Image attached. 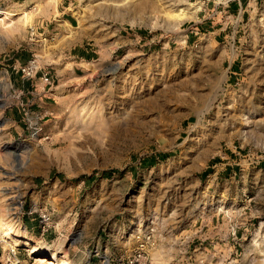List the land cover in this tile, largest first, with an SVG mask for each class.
<instances>
[{"label": "rangeland", "instance_id": "rangeland-1", "mask_svg": "<svg viewBox=\"0 0 264 264\" xmlns=\"http://www.w3.org/2000/svg\"><path fill=\"white\" fill-rule=\"evenodd\" d=\"M1 10L0 264H264V0Z\"/></svg>", "mask_w": 264, "mask_h": 264}, {"label": "built area", "instance_id": "built-area-1", "mask_svg": "<svg viewBox=\"0 0 264 264\" xmlns=\"http://www.w3.org/2000/svg\"><path fill=\"white\" fill-rule=\"evenodd\" d=\"M37 68V64L35 60H31L29 61L26 65H24L23 67L20 68V72L22 74L23 77L28 78V79H33L35 77L36 74V69ZM44 84H50L51 80L49 77H47V74H44L42 78H40ZM42 220V233H44L45 231L48 230V226H47V218L46 215H42L40 214ZM7 247L6 249L2 250V263L1 264H24V261H21L18 258V253L17 251L14 249V247L11 244H6ZM1 246V245H0Z\"/></svg>", "mask_w": 264, "mask_h": 264}, {"label": "crops", "instance_id": "crops-1", "mask_svg": "<svg viewBox=\"0 0 264 264\" xmlns=\"http://www.w3.org/2000/svg\"><path fill=\"white\" fill-rule=\"evenodd\" d=\"M89 52H91L90 50H86V49H84V51H79V52H77V53H75L74 55H75V57L76 58H80V59H86L88 56H89ZM23 77V76H22ZM14 82H15V86L17 87V88H21V89H25L26 88V82L27 81H24L21 77H20V80L18 81L17 79H14L13 80ZM28 83V82H27ZM32 85V84H31ZM27 89V88H26ZM39 91H41L42 90V88L40 87L39 89H38ZM38 91V92H39ZM37 92V93H38ZM27 93L29 94V92L27 91ZM35 93V94H33V96H35V97H39V100H45V99H43V98H45L46 96L44 95L43 96V94L41 95V93ZM40 94V95H39ZM32 96V95H31ZM9 120H12L13 119V115H9Z\"/></svg>", "mask_w": 264, "mask_h": 264}, {"label": "bare ground", "instance_id": "bare-ground-1", "mask_svg": "<svg viewBox=\"0 0 264 264\" xmlns=\"http://www.w3.org/2000/svg\"><path fill=\"white\" fill-rule=\"evenodd\" d=\"M0 14L1 15H7L8 13L6 12V11H3V10H1L0 11ZM169 14V13H168ZM169 16V15H168ZM169 18L172 20V21H174V24H180L181 22H183V21H185L186 19H187V16L185 15V13L184 12H178V13H176V14H172V15H170L169 16ZM170 20V21H171ZM169 22V21H168ZM171 23V22H170ZM175 25V26H176ZM35 261L36 262H38L39 264H54V262H52L51 260H44V258L43 257H40V258H36L35 259Z\"/></svg>", "mask_w": 264, "mask_h": 264}]
</instances>
